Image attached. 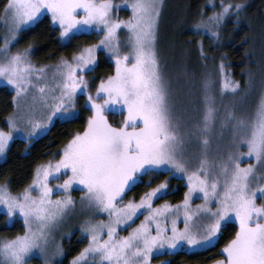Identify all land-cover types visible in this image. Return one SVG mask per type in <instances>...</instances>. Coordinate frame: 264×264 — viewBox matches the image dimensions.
Returning <instances> with one entry per match:
<instances>
[{
    "label": "snow or ice",
    "instance_id": "obj_1",
    "mask_svg": "<svg viewBox=\"0 0 264 264\" xmlns=\"http://www.w3.org/2000/svg\"><path fill=\"white\" fill-rule=\"evenodd\" d=\"M123 4L131 10L127 20L113 17L114 9L121 7L113 0H7L3 22L8 26L11 39L4 38L5 54L19 32L38 23L46 13L51 14L53 23L59 24L62 39L71 40L93 27L103 31L104 36L99 44L83 48L71 61L61 60L52 71V85L33 84L34 73L46 80L48 77L44 67L36 68L31 63V48L8 56L0 63V78L14 89L13 102L17 108L16 114L7 118L10 130H0V156L6 154L13 130H20L17 121L24 120L26 115L25 122L30 127L28 136L34 138L46 134L56 121L78 119V94L86 95L84 108L91 112L83 130L75 132L63 146L60 159L37 166L32 184L22 194L13 196L6 184L0 185V205L9 223L18 213L27 228L24 235L0 245V255L9 264H26L34 250L46 253L40 242L46 239L47 229L73 203L71 196L51 199L54 188L49 186V180H59L65 175L67 178L56 185V189L67 192L74 183L83 185L89 204L107 212L111 218L108 223L88 224L84 228L89 243L72 264H81L89 255H98L100 264H151L154 255L207 249L214 246L222 227L233 220L238 222V230L222 249L223 259L215 264H264V183L255 179L257 165L264 167V95L258 102L247 136L238 138L235 153L229 154L219 174L209 178L206 153L199 168L189 172L185 135L181 133V122L173 114L174 104L169 100V87L155 49L161 0H123ZM209 6L215 8L216 4L212 2ZM244 7L243 3L220 0L219 11L207 17L202 13L195 29L219 27L228 15L238 16ZM122 27L129 33L130 45V50L123 55L117 35ZM104 50L115 62V74L101 79L93 95L85 73L95 71L97 52ZM223 67L221 63V69ZM30 85L37 88L39 96L33 95L29 104L26 98ZM224 88L235 93L240 85L227 80ZM37 104L46 111L42 120L30 115ZM21 108H27L28 112L22 113ZM106 113L122 115L119 126L110 123ZM232 118H236L234 114ZM214 120L215 109L206 106L201 131L207 132ZM238 123L243 125L244 121L241 119ZM202 143L206 148L209 141L204 138ZM241 143L247 146L246 153L239 151ZM242 157H254L257 164L242 167ZM177 172L186 174L188 180V192L182 205L166 203L152 207L153 198L165 194L166 181L146 192L139 203L130 200L123 206L118 205L126 189L143 182L144 176ZM261 179L264 180V176ZM33 191H38L39 195L33 196ZM196 192L203 193L205 203L197 206V211L203 213V222L194 231L188 221L193 215L189 202ZM258 199L261 203H257ZM213 201L214 210L209 207ZM145 208L149 214L144 221L128 236L119 237L117 226L133 221ZM181 210L185 218L183 230L176 227ZM169 215L172 216L170 230L166 225ZM160 217H164L165 222L162 223ZM33 223L35 228L31 226ZM152 223L156 225L155 234ZM105 229L106 239L102 235Z\"/></svg>",
    "mask_w": 264,
    "mask_h": 264
},
{
    "label": "trees",
    "instance_id": "obj_2",
    "mask_svg": "<svg viewBox=\"0 0 264 264\" xmlns=\"http://www.w3.org/2000/svg\"><path fill=\"white\" fill-rule=\"evenodd\" d=\"M113 2L121 5L119 9H114L113 17L129 19L131 10L123 4V0ZM212 2L216 4L215 8L209 6ZM224 2L243 3L245 7L238 16L235 13L228 15L219 27L196 30L195 25L201 20V14L207 17L219 11L220 0H164L158 18L156 52L164 77L191 78L200 93L207 91L206 84H209L210 88H215L216 93L230 97L234 109L236 105L232 104L233 98H236L237 103L239 101L238 106L248 108V117L264 95V0ZM6 3L7 0H0V34L4 26L2 19ZM19 35V41L24 47L33 50L34 47L37 48L43 58L48 60L63 55L69 58L101 40L100 35L87 32L76 34L65 44L59 38V29L48 15L42 16L35 25L20 31ZM97 58L95 71L89 75L97 77L99 82L102 75L108 77L115 72L112 59L106 58L105 51H99ZM221 63L224 65L223 69ZM227 80L239 82V90L233 93L231 89H225ZM0 97L1 104L5 106L0 110L1 121L12 112L13 107L12 94L6 88H0ZM89 115V112L82 113L76 120L56 122L46 135L30 144L16 141L9 149L7 159L0 163V183H6L14 191L27 186L35 168L56 157L71 136L83 130ZM106 115L114 126H119L123 119L119 113ZM146 177L148 176L143 177V182L127 189L124 201L141 199L151 188L166 180L169 192L158 203L184 200L188 188L183 179L174 174L163 173L155 181L147 183L144 181ZM257 203L261 201L258 199ZM23 230L21 221L15 219L11 225H7L5 214H0V245L7 239L22 234ZM237 230V224L230 222L222 227L213 247L198 251H177L174 255H165L164 259L170 264H210L222 257V249ZM74 244L72 242L66 245L68 251L64 261L67 262L80 251L77 245V248H72Z\"/></svg>",
    "mask_w": 264,
    "mask_h": 264
},
{
    "label": "rangeland",
    "instance_id": "obj_3",
    "mask_svg": "<svg viewBox=\"0 0 264 264\" xmlns=\"http://www.w3.org/2000/svg\"><path fill=\"white\" fill-rule=\"evenodd\" d=\"M163 1L164 0H161L160 11ZM80 14L82 15L83 13L80 12ZM45 15H48L49 18H51L50 13H46ZM4 20H5V13L3 15L2 21ZM3 24L4 26L2 29V33L0 34V43H1L0 63L5 62L8 56L14 55L18 52H23L24 49H27V47H24L23 43L19 41V37H20L19 35L17 40L10 44L7 54L4 53L3 51L4 38L7 37L11 39V37L9 36L8 33V26L4 22ZM53 24L55 25V27L59 29L60 40L63 43L67 44L69 40L67 38L64 39L61 38V28L59 24L58 23H53ZM157 26H158V20L156 24L155 49H156V41H157ZM87 32L100 35L101 37L100 39H102L104 36L103 31L96 30L94 27L90 28L87 31L80 32L79 34L87 33ZM69 35L71 36L72 33H70ZM117 35L120 43V51L121 54L123 55L130 50L129 33L127 29L122 27L121 29L118 30ZM104 51L106 58L110 57L111 54L108 53L106 50ZM73 56L67 58L68 56L63 55L60 58L48 60V58H43L42 53L38 52L37 48L34 47V50L31 49L29 53V59L31 63L36 68L44 67L46 69V75L48 77L46 80L43 76H38V74L34 73L31 77L33 84L34 85L38 84L39 86H43L44 84L52 85L53 81L51 79V75L55 66L59 64L61 60L71 61ZM111 61L113 62V69L115 72V62L114 60ZM97 62H98V58H97ZM89 74L90 73L86 72L85 76L89 80V84H90L89 91H91L92 94L94 95L95 89L99 85L100 80L107 79V76L102 75L98 82L97 77L93 78V75L92 74L89 75ZM165 81L169 87V100L172 104H174L173 114L181 122L182 125L181 133L185 135L186 143L184 150H185L186 158L189 161L188 163L189 172L195 171L197 168H199V162L201 159L205 158V153H206V159L208 161V170L210 174L209 178L211 179V176L219 174L220 167L223 163L227 162V158L229 154L235 153L236 151L235 144L238 138L241 136H247L250 130V124L255 118L257 107L247 117L248 108H243L242 105L238 106L239 101L237 103L236 98H233L232 104L236 105L234 109L230 103L231 101L230 97H226L225 95L216 93L215 88L214 87L210 88L209 84H206V88H208L206 89L207 91H205L204 93L202 92L200 93L199 90H197L198 88H196L195 86L194 80L191 78L188 79L186 77L182 78L181 76H176V77L167 76L165 77ZM0 88H6L7 91L12 94V98H11V103L13 107L12 112L0 121V130L9 131L10 129L8 128L7 125V118L10 115H15L17 112L16 105L13 102V96L15 95V91L11 85L6 84L3 78H0ZM195 90H197V93H195ZM33 95H36L38 97L39 92L36 87L30 85L29 93L26 98L27 103L30 104L31 97ZM1 99L2 98L0 97V110H3L5 106L1 104L2 102ZM85 100H86V95L78 94L76 110L80 112V115L82 113L87 114V112L91 113L90 111L84 108ZM206 106H211L215 109V120L210 125L209 130L207 132H203L201 131V129L203 128V115ZM20 111L22 113H27L28 109L21 108ZM233 114L236 117L235 119L232 118ZM30 115L35 120H42L44 115H46V111L39 104H37L35 106L34 111H32ZM26 119H27V115L25 116L24 120L17 121V125L20 130L19 131L13 130V139L9 142V147L6 151V154L0 156V163L7 159L8 151L16 141H23L30 144L49 132L48 131L46 134L37 135L34 138H29L28 132L30 131V127L26 124L25 122ZM241 119L244 121L243 125H240L238 123V121ZM56 122H61V121H56ZM53 125L50 126V129ZM37 133H39V130H37ZM204 138H207L209 141L206 148L202 143ZM239 151L246 153L247 146L241 143L239 147ZM60 154H62V149L60 150L57 156L55 155L56 157L46 162H43L39 165L46 164L49 161H52L54 163L56 160L60 159ZM248 164L256 165L257 162L255 161L254 157H242L241 166L242 167L247 166ZM35 170L34 173L32 174L30 183L21 189H17L16 191H14L6 183H0V185L6 184L9 192L13 196L22 194L24 189L32 184ZM174 175L178 176L179 179H183L188 188V180L186 174L177 172L174 173ZM261 176H264V167L257 165V172L255 174V179L261 183H264V180L261 179ZM66 178L67 176L61 175V178L59 180L56 179L49 180V186L54 188L51 199L52 200L63 199L65 196H71L73 203L69 205L65 210L64 214L61 217H59L58 220L54 222L47 229L46 239L40 242L43 248L46 250V253H40L34 250L33 254H31L29 258H27L26 264H72L73 259L77 257L79 253L88 246L89 235L84 231V228L88 224H96L100 222L108 223L111 219L107 212H102L98 210L94 205L89 204V202L86 199L87 190L83 185L74 183L72 187L67 190V192L55 188L56 185L62 184L63 180ZM157 178L158 176H152V177L148 176L144 179V181L148 183L150 179L152 182L155 181ZM220 179L222 182L223 176H221ZM167 181L168 180H166V182ZM126 191L123 197L117 201L118 205L120 206H123V204H126L128 201H130V200L124 201ZM168 192H169V188L166 189L165 194L160 196V198L158 199L153 198L152 207L157 208L165 205L166 202L163 203H158V202L161 200L163 196H166ZM32 195L37 196L39 195V193L38 191H33ZM131 201L139 203L140 199L131 200ZM182 202L183 201L172 202V203L167 202V204L173 206L177 204L182 205ZM204 203L205 201L203 199V193L200 192L193 193L192 199L189 202L190 209L193 215L192 218L188 221V225L194 231L197 229V227L201 226L203 222V213L197 211V206L203 205ZM209 207H211L214 210L216 208V203L214 201L211 202L209 204ZM140 212L142 214H138L136 217H134L133 221H129L126 224H121L117 226V234L119 237L128 236L133 231V229H135L137 226L140 225L142 221H144L145 216L149 214L146 208L141 209ZM2 213H3V206L0 205V214ZM15 219L21 221V225L24 228L23 233L18 235V236H22L27 231L23 218L17 213V215L12 218V222ZM159 219L162 221V223L165 222L164 217H160ZM171 219L172 216L169 215L168 220L166 222L167 228L169 230L171 229ZM6 221H7V225H11L12 222L9 223L7 216H6ZM232 222H235L238 226V222H236L235 220H233ZM31 226L35 228L36 224L33 223ZM155 227H156L155 223H152L151 228L153 230V234H155ZM176 227L180 230H183L185 227V218L183 215V210H181L177 218ZM106 231L107 230L105 229L104 233L102 234L105 239L107 238ZM16 237L17 236L7 240H12ZM72 242L75 243L74 245H72V248L77 245L79 246L80 251L77 254L70 257L66 262L64 261L68 251L66 249V245L71 244ZM196 250L198 251L202 249H194L191 251H196ZM165 255H167V253L158 256L154 255L152 257L151 264H162V262L165 261L164 259ZM219 259H223V253L221 258L216 259L214 262L210 264H215V262ZM0 264H9V262L6 260L5 257L0 255ZM81 264H100V258L98 255L97 256L89 255L88 257H86L85 261L81 262Z\"/></svg>",
    "mask_w": 264,
    "mask_h": 264
}]
</instances>
